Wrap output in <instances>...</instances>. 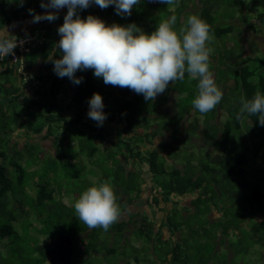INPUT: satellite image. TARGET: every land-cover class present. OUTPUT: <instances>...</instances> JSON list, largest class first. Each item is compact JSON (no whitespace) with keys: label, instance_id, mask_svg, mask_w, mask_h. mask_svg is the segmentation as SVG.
I'll return each instance as SVG.
<instances>
[{"label":"trees","instance_id":"obj_1","mask_svg":"<svg viewBox=\"0 0 264 264\" xmlns=\"http://www.w3.org/2000/svg\"><path fill=\"white\" fill-rule=\"evenodd\" d=\"M40 4L0 0V27L44 10ZM65 14L27 32L38 44L24 56L23 71L0 58V264H139L127 253L133 233L152 264H264V163L254 165L264 126L257 116L236 119L242 97L264 94V53L246 39L264 33V0H141L130 16L111 5L79 11L82 19L134 23L146 33L171 16L177 32L189 15L203 19L212 37L209 69L223 92L206 114L192 106L197 80L187 73L150 101L105 85L91 69L75 73L79 85L59 78L49 57L59 58ZM93 93L105 106L102 126L87 116ZM82 158L104 176L88 182L96 172ZM109 179L118 220L107 231L88 229L74 202Z\"/></svg>","mask_w":264,"mask_h":264},{"label":"clouds","instance_id":"obj_2","mask_svg":"<svg viewBox=\"0 0 264 264\" xmlns=\"http://www.w3.org/2000/svg\"><path fill=\"white\" fill-rule=\"evenodd\" d=\"M140 2L141 0H41L42 9L56 11H45L43 15L32 13L37 22L42 19L55 21L58 19L57 12L67 8L63 23L57 29L60 37L57 43L59 58L49 57L53 72L59 78L67 77L73 84L79 85L82 78L75 73L91 69L94 77L102 78L105 85L126 87L143 95L145 101L154 100L158 94L165 92L169 82L183 81L187 73L197 80V94L191 102L194 109L201 114L214 110L221 102L223 92L209 69L210 49L207 44L212 37L209 25L203 19L195 14L189 15L185 21L186 27L177 32L173 28L176 17L171 16L159 22L154 31L146 33L134 23L108 25L99 17L88 15L82 19L79 15L80 10L91 5L101 9L111 5L117 15L130 16L133 7ZM158 2L173 5L178 0ZM28 31L18 39L29 36ZM16 40L0 30L1 59L14 54ZM37 44L38 40L29 47V51ZM19 70L23 71L22 65ZM87 103V116L97 122L98 126H102L106 119L102 96L93 93ZM245 114L257 116L258 123L264 126V94L256 92L250 99H240L236 119L239 120ZM73 207L75 217L88 229L102 228L107 231L119 217L114 189L107 182L82 191Z\"/></svg>","mask_w":264,"mask_h":264},{"label":"rangeland","instance_id":"obj_3","mask_svg":"<svg viewBox=\"0 0 264 264\" xmlns=\"http://www.w3.org/2000/svg\"><path fill=\"white\" fill-rule=\"evenodd\" d=\"M28 16V15H27ZM3 26V25H2ZM31 31H33V30H31ZM26 34V33H25ZM25 34H22V35H16V36H13L12 37V39L13 40H16V39H18L19 37H21V36H24ZM246 34H248V33H246ZM231 37H229V40H228V42L229 41H232L231 39H230ZM245 38V37H244ZM248 41H251V40H253V41H255L256 43H257V48H258V51L257 52H260V53H264V33H263V35H260V36H257V37H254V38H252V36H249V37H247L246 38ZM214 44L217 46V45H219V44H221V40L220 41H214ZM252 44V43H251ZM228 46L229 47H231V42H229L228 43ZM176 95H179V96H181L178 92H177V94ZM179 102V101H178ZM178 102H177V104H178ZM177 104L175 103V105H174V111L175 112H177L178 113V111H179V107H177ZM147 108V107H146ZM168 108L169 109H171V108H173V105H172V103H168ZM144 109H145V107H144ZM31 130H33L34 132V134L35 133H37V131H36V128L34 127V128H32ZM38 141L40 140L39 139V137H37L36 138ZM19 141H20V139H19ZM45 146V145H44ZM46 147V146H45ZM198 149H197V147H195V149L192 151V152H194L195 153V156H197V159H198V154H199V150L197 151ZM256 157H258V159H256L255 160V162H257L258 164H255L254 163V165L255 166H259V168H261V166H262V164L264 163V146L261 148V155H257ZM259 158H261V159H259ZM82 161H83V163L86 165V171H91V170H93V171H95L96 170V168H94V167H92V166H90L89 165V163H88V161L86 160V159H84V158H82ZM106 167H108L107 165H106ZM98 170V169H97ZM104 173L102 172V170H98V172H96L95 173V175H91V176H87V181L89 182H95V179H101V177H103L104 175H103ZM147 177H149L148 175H146ZM85 177V174H83V176H82V178H84ZM94 177V178H93ZM147 182H148V179L146 180ZM96 182H97V180H96ZM149 183V182H148ZM109 184L111 185V180L109 179ZM93 185H96V183H92V186ZM152 185H154L153 183L151 184V186ZM88 188V187H87ZM147 194H148V192H146ZM146 193L145 194H143V196H145L146 195ZM65 200V202H67L66 200L67 199H64ZM152 214H153V212H152ZM129 229H132L133 230V226H131ZM131 230V231H132ZM131 238H129L130 240H129V243H128V245H127V247H128V250H127V253L128 254H131L132 256H134V254H136L137 255V257L139 258V259H141L140 261H139V264H152L153 262H154V257H150L149 256V254L147 253V254H145V251L147 250V247H144L143 248V246H141V247H139L138 246V240H136L135 239V234L133 233L131 236H130ZM102 241H104V242H107V244H112L113 242H111V239H110V237H107L106 239L104 238V239H102ZM133 246V247H136V248H134V249H139V250H130V249H132V248H130V246L131 245ZM139 251V252H138ZM131 256V257H132ZM249 257H251V255L249 256ZM153 258V259H152ZM118 259H120V258H118L117 256H113V257H111V258H109V261H111V262H118ZM143 260H147L149 263H143L142 261ZM133 261V260H132ZM240 262H242V260H240ZM246 264H248L249 262H245Z\"/></svg>","mask_w":264,"mask_h":264},{"label":"water","instance_id":"obj_4","mask_svg":"<svg viewBox=\"0 0 264 264\" xmlns=\"http://www.w3.org/2000/svg\"><path fill=\"white\" fill-rule=\"evenodd\" d=\"M45 11H56L54 9H47V10H41L39 12H36L34 14H40V15H43ZM67 11V8H63V9H60L58 12H57V15L58 17H60L63 13H65ZM49 22L48 20L46 19H42V20H39L38 22L37 21H34L33 19V14L31 15H28V16H24L20 19H17L13 22H10L6 25H3L0 27V30L4 31L6 34L10 35V36H15V35H18V34H22V33H25L26 31L28 30H31V29H34L40 25H43L45 23Z\"/></svg>","mask_w":264,"mask_h":264},{"label":"built area","instance_id":"obj_5","mask_svg":"<svg viewBox=\"0 0 264 264\" xmlns=\"http://www.w3.org/2000/svg\"><path fill=\"white\" fill-rule=\"evenodd\" d=\"M37 38H35V36H26V37H22L18 40H16L17 42V46L16 48L13 50L14 54H11V62L13 64L16 63H20V65H22L23 62V56L25 53H27L29 51V47L35 45Z\"/></svg>","mask_w":264,"mask_h":264}]
</instances>
